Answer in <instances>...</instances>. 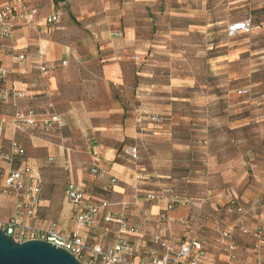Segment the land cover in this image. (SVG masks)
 Masks as SVG:
<instances>
[{"label": "rangeland", "instance_id": "1", "mask_svg": "<svg viewBox=\"0 0 264 264\" xmlns=\"http://www.w3.org/2000/svg\"><path fill=\"white\" fill-rule=\"evenodd\" d=\"M177 1L157 0L156 5L151 7L126 8V16L136 27V46L144 49L142 54L135 55L134 62L138 61V56L143 59L140 69L127 68L125 78L130 83L127 97L121 86L105 79L104 61L118 50L113 44L106 48L107 51L104 50L105 41L92 42L93 53L89 59L80 60L84 63H61L59 68H49L46 74H36L32 83H38L43 90L33 96L30 106L60 115L62 125L59 129L48 130V134L41 130L34 133L36 136L43 135L44 141L54 149L58 147L65 151L63 156L56 155L47 162V150L41 147L38 140L33 144L37 147L30 148L29 137L16 136L24 142L28 159L37 165L40 173L41 196L45 201L40 214L43 226L52 225L63 233L75 229L70 207L64 201L67 182L79 185L83 181L87 194L95 199L105 197L98 187H93V179L89 176V169L93 166V147L113 148L116 156L123 154L125 146L130 143L123 129L128 122L136 125L138 115L143 112V101L136 92L137 84L151 78L162 84L169 83L172 78H194L192 90L203 89L218 98L213 104L212 116L248 122L249 125L240 134L242 141L236 146L227 136L220 140L223 153L220 159L223 163L224 156L234 158L241 152L242 174L248 179L245 188L254 192L252 201L257 200L264 206V100L260 97L264 94V27L232 39L225 34L230 22L243 19L245 15H250L256 26L264 23V4L262 0H248V3L244 0H201L204 7L201 24H214L210 32L201 35L191 27L200 18L196 19L191 10H185V3L176 4ZM180 5L184 7L183 11L174 15ZM104 12L100 9L98 16L101 17ZM71 23L76 31L89 34L94 31L91 25H85L76 15ZM214 55H225L228 61L213 66ZM49 79H54L51 80L52 88L48 84ZM34 84L31 88L36 86ZM244 88L250 89L249 95H238V90ZM198 113L191 111L194 124L199 122ZM10 115V108L0 105V121L1 118L7 121ZM160 116L162 120L169 119ZM9 135L8 139H11V131ZM140 147V159L144 164L150 163L149 150ZM6 150L7 141L2 140L0 153H6ZM219 195L216 204L198 192L189 194L192 201L188 206L191 221L188 227L180 225L176 228L178 238L181 241L196 239L202 243L205 252L203 264H254L257 258L264 260V246H261L260 254H256L252 251L253 241L239 232L240 224L249 230L257 226L259 221L253 214H257L259 207L252 201L247 204L241 202V192L230 194L233 205H226L228 198L223 199ZM238 207L243 209L242 214L228 212ZM229 227H232L235 246L232 255L224 252L227 242L221 236ZM114 228L112 226L111 230L114 231ZM140 234L149 240L147 231H140ZM105 239L110 242L111 236L107 235ZM152 248L155 247L152 245Z\"/></svg>", "mask_w": 264, "mask_h": 264}, {"label": "crops", "instance_id": "2", "mask_svg": "<svg viewBox=\"0 0 264 264\" xmlns=\"http://www.w3.org/2000/svg\"><path fill=\"white\" fill-rule=\"evenodd\" d=\"M24 1L30 7L35 8L38 15L32 24L17 23L14 26V35L10 41L3 40L0 36V44L3 46L0 49V59L10 71V85L26 92L27 99L24 102L27 106L31 105L33 96L43 90L38 83H32L41 66L59 68L62 62H65L64 65H66L73 62H82L80 60L85 61L93 53L91 47L93 41H105L104 50L110 48L112 44L117 46L118 50L114 51L112 57L104 61L103 71L105 79L121 86L126 93V97L128 96L130 83L125 78L127 68L132 66L134 70L138 71L140 69L143 59L138 56L139 58L136 59L138 61L134 62V60L135 55L142 54L144 49L136 46V27L131 24L126 16V8L136 9L141 5L151 7L156 5L157 0ZM244 1L248 3V0ZM10 2L11 0H0V7ZM262 2L264 4L263 0ZM179 3H185L187 7L185 10H191L193 15H196V19L200 18L195 21L194 26H191L195 29L194 31L205 35L213 29L214 24L212 23L201 24V19L204 18V7L201 0H178L176 4ZM179 7L175 10L174 15H178L177 13L183 11L184 7L181 5ZM100 9L105 10L101 17L98 16ZM56 14H59V22L57 24H47L46 19ZM75 15L85 25H91L94 31L89 34L74 30L71 21ZM246 18L252 20L250 15H245L243 19H235L229 25L243 21ZM260 26L264 27V23L259 26L254 24L253 29L260 30ZM192 31L190 30V32ZM239 36L241 34L233 38ZM20 54L26 56L27 61L25 63L18 62L16 56ZM36 55H39L40 59L35 58ZM227 59L225 55H214L212 64L215 66V64L225 63L228 61ZM149 62L152 65V60ZM51 80L54 79H49L48 84L52 88ZM194 82V78L180 77L172 78L169 83L162 84L158 83L156 78H151L137 84L138 98L143 101L141 108L143 112L138 117L150 114L163 115L165 118L169 117V119H163L161 124L155 126L146 122L140 129L133 122H128L123 129L130 142L126 146L139 147L140 156L142 148L140 146L149 150L150 163L144 164L140 156L138 162L141 164L142 171L157 176V180L143 179L141 182H137L133 177L132 164L127 162L123 155L116 156V151L113 148L104 150L101 146L93 147V166L90 169L97 167L104 174L98 181L90 174L89 176L93 179L91 181L92 184L94 183L93 187H98L105 197L95 199L86 193V186L83 181H80L79 185L83 187L85 194L92 202L106 200L110 206L107 211L101 214L96 228L83 231V234L96 240L102 247H108L114 241V231L111 230L110 225L104 222L103 216L111 210L121 213V205L123 204H136V201H138L133 209L125 213V219L138 230H145L149 233L145 216L153 217L157 215L162 206L159 203H148L144 201L143 197L136 200V196L138 193L141 195L152 193L159 186L173 188L186 197H189L191 193L198 192V194L205 196L208 201L212 200L216 204L220 197L219 194L223 196V199L228 198L227 201H230L232 200L230 194L236 195L237 192H241L240 200L245 204L255 197L251 189L245 188L248 179L242 174L243 163L239 159L241 152H238V156L234 158L224 156L222 158L223 163L220 159L223 154L220 140L227 136V138H230L231 144L236 146L237 142L242 141L240 134L249 125L248 122L246 123L241 119H232L231 121L225 120L223 117L212 116L210 113L213 104H216L217 96H212L211 93L203 89L200 91L192 90L191 85ZM33 84L36 86L31 88ZM192 110L199 112L200 116L197 117L199 121L197 124L192 122ZM177 125H181V127H177ZM10 131L8 129L5 132L0 142L2 140L8 141ZM28 140L32 143L30 148L37 147L33 144L38 140L41 147L47 150V162L49 158L53 160L54 156L65 154V151L61 148L54 149L51 144L49 145V142L44 141L43 135ZM116 158L120 160L116 161ZM28 160L31 165L37 168L34 162ZM181 168L186 170H181ZM112 179L115 180V183H111ZM64 201L68 204L65 197ZM44 203L45 201L42 199L40 214ZM8 208L9 205L6 202L0 204L1 220L7 217ZM260 212L262 211L259 210L257 214H253L257 220ZM168 219L171 223L169 234L173 238V246H177L181 242V238H178L176 228L180 225L188 227L191 221L189 208H176L169 214ZM144 234L142 238H132L136 246H138L139 241L149 242L150 235L146 234L149 238V240H146L143 237ZM107 235L111 236L110 242L104 240Z\"/></svg>", "mask_w": 264, "mask_h": 264}, {"label": "built area", "instance_id": "3", "mask_svg": "<svg viewBox=\"0 0 264 264\" xmlns=\"http://www.w3.org/2000/svg\"><path fill=\"white\" fill-rule=\"evenodd\" d=\"M264 1V0H263ZM38 15L24 0H11L10 3L0 7V36L3 40L10 41L13 38L17 23L29 25L34 22ZM59 14L46 19L47 24H57ZM254 23L250 18L233 23L226 29L229 38L236 35L249 34L253 31ZM3 46L0 44V49ZM37 59L39 55L34 56ZM19 63H25L27 58L24 54L16 56ZM64 65L65 62H62ZM49 67L41 66L39 72L46 74ZM10 71L0 59V105L10 108L11 115L8 120L1 118L0 139L9 129L13 137L7 141V152L0 153V204L6 202L9 205V213L4 220L0 219V229L5 232L14 242L41 240L52 243L58 248L69 252L81 264H203L205 257L204 247L199 240L189 239L181 241L173 246V238L169 234V214L176 208H185L192 203L189 197L181 195L170 187H158L156 191L145 195L137 194L136 200L143 197L144 201L152 204L159 203L162 209L155 216H145L149 227V242L139 241L138 246L132 238H142L140 230L129 224L125 219V213L136 204L121 205V213L108 211L103 220L111 227L114 226V238L112 245L102 247L93 238L83 234L96 228L98 220L110 204L106 200L92 202L81 185L67 182L64 197L67 200L75 229L66 233L56 230L54 226H43L40 216L42 181L38 168L29 163L24 142L17 135L27 136L30 139L36 137L35 131L41 130L48 134V130L59 129L62 118L48 109L38 110L33 106H27L25 100L27 94L22 89L10 85ZM250 89L244 88L238 91V95H249ZM261 99L264 100V94ZM146 122L152 125L162 123V117L158 114L140 115L136 119V126L140 129ZM47 136V135H46ZM124 159L132 164L133 177L137 182L143 179H156L157 176L142 171L139 161L140 148L137 146H125ZM48 161H52L49 158ZM65 164V163H64ZM66 168V166H65ZM90 175L101 179L103 172L97 167L90 169ZM111 183H115L112 179ZM259 207L258 225L253 229H247L239 225V232L253 241L252 251L260 254L261 246H264V206L257 200L252 201ZM233 205L230 200L226 205ZM229 213L242 214L243 209H229ZM224 244V252L229 255L235 250L232 236V227L221 233ZM93 239V240H92ZM149 243V245H148ZM155 248H152V246ZM254 264H264V260L257 258Z\"/></svg>", "mask_w": 264, "mask_h": 264}, {"label": "water", "instance_id": "4", "mask_svg": "<svg viewBox=\"0 0 264 264\" xmlns=\"http://www.w3.org/2000/svg\"><path fill=\"white\" fill-rule=\"evenodd\" d=\"M0 264H81L69 252L41 240L14 242L0 229Z\"/></svg>", "mask_w": 264, "mask_h": 264}]
</instances>
